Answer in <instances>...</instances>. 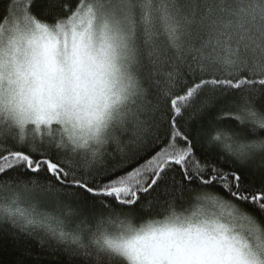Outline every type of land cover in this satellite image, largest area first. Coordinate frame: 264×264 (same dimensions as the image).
Wrapping results in <instances>:
<instances>
[{
  "label": "snow or ice",
  "instance_id": "6c2138e0",
  "mask_svg": "<svg viewBox=\"0 0 264 264\" xmlns=\"http://www.w3.org/2000/svg\"><path fill=\"white\" fill-rule=\"evenodd\" d=\"M204 27L220 71L206 45L185 51ZM5 188L7 222L73 264L100 254L24 194L147 221L108 264H264V0H0Z\"/></svg>",
  "mask_w": 264,
  "mask_h": 264
},
{
  "label": "clouds",
  "instance_id": "9594fccd",
  "mask_svg": "<svg viewBox=\"0 0 264 264\" xmlns=\"http://www.w3.org/2000/svg\"><path fill=\"white\" fill-rule=\"evenodd\" d=\"M176 2L183 6L185 4L196 3H212V0H176ZM228 3H236L237 0H227ZM260 24V21H257ZM202 39H198L193 33L189 35L186 33V40L188 45L185 51H188V46L194 44L197 48L203 45L207 46L212 60L208 63L209 71H220L222 65L219 63V58L226 54L225 47L218 46L216 39L213 37L209 42L208 30L206 27L200 29ZM235 47V45H233ZM190 54V53H189ZM241 55L243 47L241 48ZM249 60L252 59V53L249 52L246 56ZM17 133L19 129L16 130ZM133 129L130 125L128 133L131 135ZM77 135H83L78 132ZM126 138V137H125ZM81 155L87 153L89 156L91 152L96 151V141L90 135L87 136V143L81 141L75 145ZM114 148V145H113ZM79 159V157H77ZM11 191L22 192V189H12ZM9 190L5 188L0 190V203L8 196ZM25 202L39 201L42 204H47L51 207H56L63 220V227L66 232H71L79 237V240L87 245L93 254V257L99 252V264H108V254L115 253L116 246L121 241L131 238L139 230L141 223L146 225L147 221H141L135 212L123 211L119 209L108 210L85 207L71 198L65 199L62 193L48 194L40 191H32L23 195ZM0 222H7L6 214L0 213Z\"/></svg>",
  "mask_w": 264,
  "mask_h": 264
},
{
  "label": "trees",
  "instance_id": "16d2710c",
  "mask_svg": "<svg viewBox=\"0 0 264 264\" xmlns=\"http://www.w3.org/2000/svg\"><path fill=\"white\" fill-rule=\"evenodd\" d=\"M36 259L42 260L43 264H73L81 258L70 256L61 246L42 245L35 235L21 232L8 222H0V264Z\"/></svg>",
  "mask_w": 264,
  "mask_h": 264
}]
</instances>
